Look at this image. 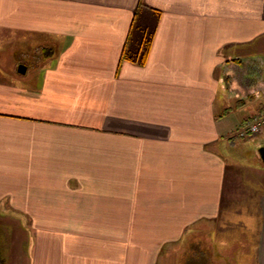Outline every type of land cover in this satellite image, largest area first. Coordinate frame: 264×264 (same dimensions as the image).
Masks as SVG:
<instances>
[{
  "label": "crops",
  "instance_id": "1",
  "mask_svg": "<svg viewBox=\"0 0 264 264\" xmlns=\"http://www.w3.org/2000/svg\"><path fill=\"white\" fill-rule=\"evenodd\" d=\"M139 4L144 66L120 60ZM10 35L37 40L31 78L0 61V212L32 228L29 264H160L212 234L238 200L234 135L264 113V0H0L1 52Z\"/></svg>",
  "mask_w": 264,
  "mask_h": 264
},
{
  "label": "rangeland",
  "instance_id": "2",
  "mask_svg": "<svg viewBox=\"0 0 264 264\" xmlns=\"http://www.w3.org/2000/svg\"><path fill=\"white\" fill-rule=\"evenodd\" d=\"M10 35L9 37V44L7 46H4L3 50L0 49V61L3 62L4 66H9L17 68L21 65L26 66L28 70V76L27 75H22L18 76L19 79H29L31 78V71L34 69V61L37 59L34 53V48L32 46L37 44V40H34L33 38L29 37L25 39L24 36H20L15 39V37H12ZM11 38V39H10ZM262 51V49H261ZM22 56H21V55ZM38 55V54H36ZM258 58L260 57H252L255 63H257ZM41 59V58H40ZM33 64V65H32ZM256 65V64H255ZM253 66V63L251 64ZM7 68V67H5ZM254 67L252 68L253 72H255ZM244 110L246 111H239L238 113V118L241 120L243 116H247L252 114L253 111H250L248 107H246ZM248 138H245V140H241V143L239 144V149H236L235 152H233V159L238 161V166L240 167L241 171L239 172V179L238 182L235 183L234 188H237L235 191L232 189V192L234 191L236 197H238V200L235 202H232L230 204H227V207L225 208V211H223L222 215L217 217V224L216 228L214 231H212V234L209 233H204L202 232H195L192 231L191 233L186 231L185 239L182 242V244L179 245H170L169 247H166L163 249L162 254H168V256L171 258L169 259H164L163 263L160 264H172L174 255H179L184 253H189V250L191 252V260L186 263V264H191V262H194L197 257L196 255H199L200 257H209L207 252L203 251V253H195V256L192 253V250L195 249V244H192L194 241L193 239L198 237L203 239L207 237V239H212L216 237L218 238V243L222 244H227L226 248H229L232 244L231 241L229 242L227 239H222L223 235L225 233H228L229 229H236L237 232L235 233L236 236L235 238H238V245L233 244L228 250L224 252V256L228 258L227 264H238L239 262L237 260H241L240 258L242 256L249 255L248 257V262L247 264H253L252 261H254V254H253V249L255 248L254 246V240L255 236L257 233H259L258 228H259V223H260V218L257 216L255 206L253 203V196L250 194H254V196H258L260 194H264V160L259 159L258 157V151L260 147H264V130L260 131L259 134H255L253 136L248 135ZM229 154V152H228ZM229 164L235 165V161H231V159L228 160ZM255 165V166H254ZM236 166V165H235ZM254 167L255 169H258L260 171H256L254 169H249L248 167ZM262 170V171H261ZM239 186V187H238ZM233 188V187H232ZM238 188H241V191L239 193ZM9 216L10 218H15L16 215L12 212H0V216ZM227 217V218H226ZM229 218V220H228ZM19 221V220H18ZM21 221H19L20 223ZM231 223V224H230ZM262 223V222H261ZM215 227V226H213ZM203 228V227H202ZM23 231V232H21ZM18 232V230H17ZM32 232V228L29 227H23L22 230H19L17 235H23L25 239V244L27 245V248L25 247V254H28L29 247L31 246V240L29 237V233ZM193 233V234H192ZM16 235V237H17ZM28 235V236H27ZM192 236V237H191ZM223 241V242H221ZM236 241V240H232ZM250 242V245H248ZM229 244V245H228ZM18 244L13 245L11 247L13 250L11 252L13 255L11 258L16 259V262L12 264H20L21 262L18 261L19 254L18 252ZM18 249V250H17ZM248 251L251 253L245 254ZM21 255V254H20ZM216 255V254H215ZM26 256V255H25ZM216 257H219V254L216 255ZM28 258V256H27ZM26 258V260H27ZM196 258V259H195ZM220 258V257H219ZM237 259V260H236ZM18 261V262H17ZM197 264H205L204 259L198 258V263ZM242 264V263H241Z\"/></svg>",
  "mask_w": 264,
  "mask_h": 264
},
{
  "label": "trees",
  "instance_id": "3",
  "mask_svg": "<svg viewBox=\"0 0 264 264\" xmlns=\"http://www.w3.org/2000/svg\"><path fill=\"white\" fill-rule=\"evenodd\" d=\"M141 10H142V8H141V5L139 4L135 10L134 19L132 21L131 28H130L129 33L127 35L128 38H127L126 43L123 47L124 49H123V51L121 53V57H120V60L131 61L132 63L137 64L138 66L139 65L144 66L148 60L147 57H148L150 49H151L150 46H151L152 41L154 39V36H155L154 33L156 30V26H157V19L156 18H151L150 16H149V18L139 16V14H141ZM45 51H46L45 54H51L53 52L52 49H45ZM234 137L235 138L237 137L241 140H244V138L239 137L237 133L234 135ZM235 149H239V144L236 145ZM236 232H237L236 229H231V230L229 229L228 233H225L223 235L222 239H227L228 241L230 240L231 243H229V244L238 245V243H236L238 241V238L237 239L235 238ZM232 240H236V241L234 242ZM213 243L214 242H212V244H210V241H208V243H206L203 246V248H204L203 251L207 252V249H208V251H210V246L211 245L213 246ZM231 246H229V248ZM193 252H196V249L192 250V253ZM208 253H211V252H207V254ZM249 253H251V252L248 251L245 254H249ZM191 255L192 254H191L190 250H189V253L186 252L184 254V252H183L181 255L182 260L181 259L179 260V257L176 256L177 258L174 259L172 264H186L191 260ZM193 255L195 256V253H193ZM213 255H214V253H213ZM214 256H215V259L211 258L210 256L205 258L202 256L200 257L199 255H196L197 259L195 258L196 260L194 262H191V264H197L198 258L204 259L205 264H227L228 258L226 256L220 257V258L219 257L217 258L216 255H214ZM248 257H249V255H247V257L242 256L240 258L241 259L240 261L237 259L236 260L239 262L238 264H241V263L247 264Z\"/></svg>",
  "mask_w": 264,
  "mask_h": 264
},
{
  "label": "flooded vegetation",
  "instance_id": "4",
  "mask_svg": "<svg viewBox=\"0 0 264 264\" xmlns=\"http://www.w3.org/2000/svg\"><path fill=\"white\" fill-rule=\"evenodd\" d=\"M23 227L20 225L19 221L15 218H10L9 216H0V264H12L16 262V259L11 258L13 250L11 247L18 244V252H20L19 260L22 261L20 264H29V259L27 258L28 254H25V239L23 235H17L19 230H22ZM203 230V228H201ZM18 230V232H17ZM23 232V231H21ZM17 235V237H16ZM28 236V235H27ZM28 250V248H27ZM26 255V256H25ZM27 258V260H26ZM17 261V262H18Z\"/></svg>",
  "mask_w": 264,
  "mask_h": 264
},
{
  "label": "built area",
  "instance_id": "5",
  "mask_svg": "<svg viewBox=\"0 0 264 264\" xmlns=\"http://www.w3.org/2000/svg\"><path fill=\"white\" fill-rule=\"evenodd\" d=\"M245 126L238 131L240 137H248L259 134L264 130V114H256L250 116L244 124Z\"/></svg>",
  "mask_w": 264,
  "mask_h": 264
},
{
  "label": "water",
  "instance_id": "6",
  "mask_svg": "<svg viewBox=\"0 0 264 264\" xmlns=\"http://www.w3.org/2000/svg\"><path fill=\"white\" fill-rule=\"evenodd\" d=\"M17 72L18 74L22 75L26 72V66L21 65L17 68ZM258 156L259 159L264 160V147H260L259 151H258Z\"/></svg>",
  "mask_w": 264,
  "mask_h": 264
}]
</instances>
